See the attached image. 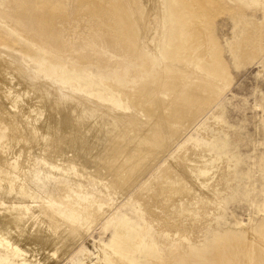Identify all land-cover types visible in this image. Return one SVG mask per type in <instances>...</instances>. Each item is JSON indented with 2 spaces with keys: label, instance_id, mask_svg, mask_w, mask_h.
Returning a JSON list of instances; mask_svg holds the SVG:
<instances>
[{
  "label": "rangeland",
  "instance_id": "rangeland-1",
  "mask_svg": "<svg viewBox=\"0 0 264 264\" xmlns=\"http://www.w3.org/2000/svg\"><path fill=\"white\" fill-rule=\"evenodd\" d=\"M83 1L88 13L81 16L66 1L69 17L59 22L56 41L38 38L28 17H14L10 0H0V28L44 58L39 72L47 82L97 99L112 118L138 96L144 105L158 97L171 104L185 99L188 110L173 142L118 192L105 216L70 230L74 242L65 253L40 254L32 264H264V0H150L152 9L141 0ZM94 6L112 13L96 16ZM174 33L183 34L181 48L169 60L163 48ZM207 58L213 67L222 64L224 74L209 85L194 77L169 87L170 63L181 59L201 72ZM6 138L3 126L0 146ZM13 155L5 152L10 158L0 171L17 167ZM171 180L173 193L164 194Z\"/></svg>",
  "mask_w": 264,
  "mask_h": 264
},
{
  "label": "bare ground",
  "instance_id": "bare-ground-1",
  "mask_svg": "<svg viewBox=\"0 0 264 264\" xmlns=\"http://www.w3.org/2000/svg\"><path fill=\"white\" fill-rule=\"evenodd\" d=\"M10 1L13 16L28 17L38 38L58 39L59 22L69 17L67 0ZM70 1L75 16L88 13L83 0ZM141 1L146 8H156L153 1ZM158 8L161 21L164 12ZM89 9L96 16L112 13V7ZM182 37L174 33L166 38L163 53L169 60L178 57ZM1 42L0 129L7 128V141L0 146V163L9 161L10 157L3 158L6 151H12V158L20 162L10 172L0 171V264H32L40 254L46 257L53 252V257L58 248L65 253L74 242L68 238L70 230L90 228L105 216L118 192L141 176L154 153L173 142L188 108L185 99L171 104L158 97L155 105H144V98L130 97L128 110L112 118L105 112L108 106L97 99L68 95L62 86L47 82L46 74L39 72L44 58L26 50L27 45L13 32L0 28ZM210 63V58L201 62V72L181 59L168 63L175 75L169 87L179 89L182 81L194 77L199 85H209L211 77L225 72L222 64L213 67ZM80 84L88 93L106 97L94 84ZM196 90V85L190 86L186 93ZM168 187L163 193L171 195L173 180Z\"/></svg>",
  "mask_w": 264,
  "mask_h": 264
}]
</instances>
